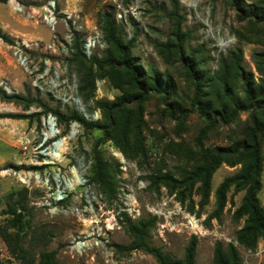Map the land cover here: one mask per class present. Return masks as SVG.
<instances>
[{"label":"rangeland","instance_id":"rangeland-1","mask_svg":"<svg viewBox=\"0 0 264 264\" xmlns=\"http://www.w3.org/2000/svg\"><path fill=\"white\" fill-rule=\"evenodd\" d=\"M178 1L179 12L185 15L181 29L189 33L186 44L201 50V57L208 59L207 70L217 71L222 56L241 49L245 70L255 84L264 88V0H241L240 9L232 0ZM48 3L55 4V21L49 16L45 19ZM172 8L173 0L0 1V31L12 41L0 38V88L9 94L39 98L64 113L75 110L88 121L101 119L100 111L94 109V99H87L81 91V72L71 59L77 40L88 58L104 55L108 44L98 19L100 13L109 12L124 41L133 44L140 65L168 71L180 92L192 95L183 63H166L156 48V42L173 36V21L168 17ZM19 53L27 58L26 63L19 59ZM96 85V98L113 99L129 91L128 85L121 90L102 78ZM239 87H243L242 81ZM128 98L135 108L142 104L146 147L143 154L130 159L112 141L101 143L103 155L115 166L119 164L113 199H108L96 183H89L93 147L102 136L100 130H86L75 121L66 126L52 111L40 119L3 116L33 114L43 111V107L32 105L26 109L22 103L0 99V225L7 227L4 210L22 192L30 209L22 234L37 261L41 250H56V264H159L144 250L125 248L131 237L123 222L125 216L136 220L141 215H153V208H159L167 199L170 210L180 203L186 212L195 215L201 231L194 233L182 215L158 217L151 231L153 245L182 258L190 237L197 235V264H214L217 240L234 242L245 264H264V241L250 250L236 240L244 219H237L234 213L244 192L232 186L225 207L219 211L218 189L225 179L240 172L242 163L221 164L204 205L196 188L184 191L185 199L181 201L165 186H154L150 177L162 172L180 176L182 168L194 162L186 149L200 151L251 139L249 114L242 112L230 123L219 121L209 128L196 112L180 119L179 112L170 115L160 95H152L142 103L135 92ZM58 145L65 151H59ZM262 153L258 196L264 208V143ZM77 177L81 183L72 187ZM0 264H25L10 252L1 236Z\"/></svg>","mask_w":264,"mask_h":264},{"label":"trees","instance_id":"trees-1","mask_svg":"<svg viewBox=\"0 0 264 264\" xmlns=\"http://www.w3.org/2000/svg\"><path fill=\"white\" fill-rule=\"evenodd\" d=\"M7 2L8 0H0ZM237 8H241V0H232ZM168 17L173 21V36L166 41L156 42L158 54L168 64L183 63L186 79L193 87L192 95L180 92L178 83L168 71H160L154 65L142 67L141 61L134 56L132 43L125 42L116 26L115 18L109 12L99 14V23L105 35L108 49L103 56L94 54L88 58L78 40L74 43L71 61L81 72V91L87 99H94V109L101 113V119L88 121L77 111L61 112L51 108L46 102L37 98L24 97L17 93L9 94L0 88V99L5 102L22 103L28 109L32 105L43 107V111L33 114H6L11 118L40 119L46 112H54L61 124L79 122L86 130L98 129L102 136L93 147V162L89 183H96L100 191L113 199L117 194L118 181L116 174L119 164L103 155L101 143L112 141L114 145L130 159L137 158L145 152L144 126L145 119L142 104L135 108L129 104L130 93H137L140 103L152 95H160L170 115L179 112V119L191 112L198 113L214 127L219 121L230 123L247 112L252 121L248 131L251 139L233 143L229 146L205 148L200 151L186 149L194 161L189 167L181 170L180 176L170 172L151 175L152 183L157 188L165 186L171 194L184 201V191L196 188L200 195V204L204 205L210 196L211 181L215 171L222 163L231 165L242 163L240 172L223 181L218 189L219 211L227 202L229 189L243 191L240 205L235 210L237 219H244L243 225L236 231V240L246 249L255 250L260 241H264V208L258 193L261 189V172L263 163L262 145L264 143V88L255 84L242 64L243 52L231 51L221 57L219 69L215 72L207 70L208 59L201 57V50L188 46L186 40L189 33L182 31L185 15L179 12V1L173 0V8ZM0 38L12 43L8 35L0 31ZM108 80L115 88L124 89L129 86L127 94L115 98H96L97 79ZM243 87H239V82ZM243 91V93L241 92ZM188 104H187V103ZM183 115V116H182ZM205 133V130H204ZM20 169L21 166H16ZM28 200L22 192L15 202L5 208L7 227L0 225V236L8 249L25 264H56V250H41L39 260L25 245L24 234L26 216L29 214ZM156 215H141L133 220L125 216L123 222L131 237L127 250H144L155 256L159 264H197L196 254L198 237L192 235L182 258H175L163 251L160 246L151 243V231L156 226ZM13 229L14 231L10 230ZM214 264H245L234 242L224 243L217 240L213 254Z\"/></svg>","mask_w":264,"mask_h":264},{"label":"built area","instance_id":"built-area-1","mask_svg":"<svg viewBox=\"0 0 264 264\" xmlns=\"http://www.w3.org/2000/svg\"><path fill=\"white\" fill-rule=\"evenodd\" d=\"M55 4L54 3H48L46 10H48L49 14L46 15L45 19H48V16L55 21V15H54V10ZM53 9V10H52ZM30 16H34L33 13L29 11L28 13ZM89 47L91 46V43L89 42ZM19 59L23 62H27V58L23 56L22 53H19ZM169 201L167 199H164L160 204L159 208H153V215H156L157 217L161 218L164 217L166 219L171 218L172 214L175 215H182L184 219H186V225H190L192 229H194V233H198V231H201V225L198 222V219L196 218L195 215H192L190 212H186L180 203H176L172 210L169 209ZM197 236V235H196Z\"/></svg>","mask_w":264,"mask_h":264},{"label":"bare ground","instance_id":"bare-ground-1","mask_svg":"<svg viewBox=\"0 0 264 264\" xmlns=\"http://www.w3.org/2000/svg\"><path fill=\"white\" fill-rule=\"evenodd\" d=\"M57 149H59V151L61 150V151H65V149L62 147V145H58L57 146ZM58 151V150H57ZM55 157L57 158L58 157V155L57 154H55ZM78 173V172H77ZM73 186L72 187H75L78 183H81V181H80V178L79 177H77V179H73Z\"/></svg>","mask_w":264,"mask_h":264}]
</instances>
